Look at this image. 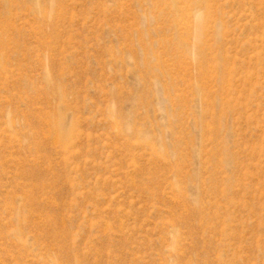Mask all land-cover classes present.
Segmentation results:
<instances>
[{
  "label": "rangeland",
  "instance_id": "rangeland-1",
  "mask_svg": "<svg viewBox=\"0 0 264 264\" xmlns=\"http://www.w3.org/2000/svg\"><path fill=\"white\" fill-rule=\"evenodd\" d=\"M0 264H264V0H0Z\"/></svg>",
  "mask_w": 264,
  "mask_h": 264
}]
</instances>
